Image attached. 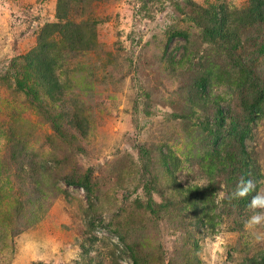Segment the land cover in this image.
<instances>
[{
	"label": "rangeland",
	"instance_id": "rangeland-1",
	"mask_svg": "<svg viewBox=\"0 0 264 264\" xmlns=\"http://www.w3.org/2000/svg\"><path fill=\"white\" fill-rule=\"evenodd\" d=\"M57 3L0 0V264L262 262L251 210L225 203L246 157L231 127L248 128L264 189V102L244 108L264 93V23L237 22L250 0H72L70 24ZM216 9L240 27L232 54L197 23ZM53 24L62 35H42ZM40 43L59 65L56 101L28 90Z\"/></svg>",
	"mask_w": 264,
	"mask_h": 264
},
{
	"label": "trees",
	"instance_id": "trees-1",
	"mask_svg": "<svg viewBox=\"0 0 264 264\" xmlns=\"http://www.w3.org/2000/svg\"><path fill=\"white\" fill-rule=\"evenodd\" d=\"M72 0H58L57 3V18L60 21L66 20L65 24H70L69 21H67V18L69 16V11L72 8L71 7ZM251 6L248 9L247 14V24L244 22L243 19H239L237 22L242 27H246L248 25L254 26L257 24H263L264 23V0H250ZM204 13H206L203 18H201V21L197 22L200 27L203 30L204 38L206 42L217 44L219 46H222L229 54H232L233 52L239 50L240 47H242L243 42L241 39V35L239 33L240 27L233 26V23L230 22V19L227 15H225L224 11L218 12V10H205ZM59 24H53L51 26H48L49 28H46L42 35L45 36L48 34V29L53 30V32L57 33L60 32L61 35L64 31V26H62L61 29H58ZM79 35V34H77ZM181 35V34H178ZM81 36V34L79 35ZM80 45L78 48V52H84L87 50V47L84 46L86 44L83 41L79 42ZM39 48H35L32 55L26 58V62L28 63V67L30 71L34 74V81H36L37 88L34 89L32 86H28V90L32 91L35 100H39V97L37 96V91L44 89L46 96L51 100H57L64 94V85L60 82L58 75H57V68L59 67L57 61L52 56L49 57L45 51V44L40 43L38 46ZM88 51V50H87ZM258 53L264 56V43L260 45L258 48ZM205 83H208L207 79H204L202 82L198 84V89H202V92H206V85ZM242 87L245 88V84H241ZM262 102H264V93L263 91H259V93L256 96V99L254 102L247 104L245 103L244 108L247 110V115H254L258 114L262 105ZM224 113L225 111H221ZM222 121L224 122V119L226 116H222ZM232 117V116H231ZM239 120H231L233 123H237ZM233 127L230 128L229 133L235 135H239V140H241L242 144H244V148H242L241 153L246 155L245 158H238V161L244 159V171L242 172V176L246 179H254V177L257 173L254 171V165L250 163V155L249 151L247 150V147L245 146V140L248 136V128L242 129V130H234ZM236 138V137H235ZM214 144L215 146L218 145V149L220 151V158L222 165H229L227 161L226 155H222V150H224L225 140L223 139V135L217 131L214 136ZM232 158V157H231ZM225 160V161H222ZM236 171V169L234 170ZM254 192L250 193L248 197L244 199H237V200H230L229 195L226 196L225 203H228V206H233L234 208H237L236 210L241 211L246 206H248L252 195ZM199 196L195 195L193 199H191V209H193L195 212H199L203 210V207L198 205L197 202H199ZM205 205V204H204ZM257 261V260H253ZM257 264H264V257L262 262L259 261Z\"/></svg>",
	"mask_w": 264,
	"mask_h": 264
},
{
	"label": "clouds",
	"instance_id": "clouds-1",
	"mask_svg": "<svg viewBox=\"0 0 264 264\" xmlns=\"http://www.w3.org/2000/svg\"><path fill=\"white\" fill-rule=\"evenodd\" d=\"M261 183H264V181ZM256 184L257 181L241 176L234 190L230 193L229 199H244L250 193L255 192L248 204L252 214L245 220L244 227L253 232L254 239L259 243L264 241V189L257 190ZM220 239V237H217L218 241Z\"/></svg>",
	"mask_w": 264,
	"mask_h": 264
}]
</instances>
